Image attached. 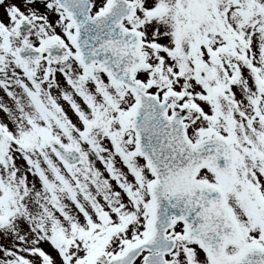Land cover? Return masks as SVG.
<instances>
[{
    "label": "snow or ice",
    "instance_id": "snow-or-ice-1",
    "mask_svg": "<svg viewBox=\"0 0 264 264\" xmlns=\"http://www.w3.org/2000/svg\"><path fill=\"white\" fill-rule=\"evenodd\" d=\"M0 264H264V0H0Z\"/></svg>",
    "mask_w": 264,
    "mask_h": 264
}]
</instances>
